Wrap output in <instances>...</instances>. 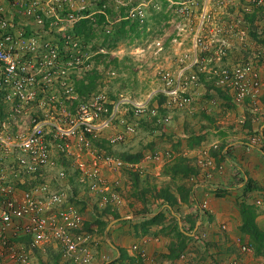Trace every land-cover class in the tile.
<instances>
[{
	"label": "rangeland",
	"instance_id": "rangeland-1",
	"mask_svg": "<svg viewBox=\"0 0 264 264\" xmlns=\"http://www.w3.org/2000/svg\"><path fill=\"white\" fill-rule=\"evenodd\" d=\"M12 1L1 0V3L7 8V16L18 28L26 31L24 36L29 37L26 44L29 49L35 48L33 52L37 55L36 64L42 66L45 71L55 65L69 70V74H62L64 77L53 75L49 81L50 89L57 98H64V86L60 81L67 78L73 85V95L77 96V101H86L92 96L103 94L109 107L120 100L129 102L119 107L114 126L95 141L104 142V145L96 147L105 159L111 157L116 161V168L105 173L112 189L108 199L104 200L103 195L90 191L86 184L81 182L80 172L72 159L56 154V169H65L67 176L63 184L69 186L73 195L71 200L85 215L87 229L96 241L95 255L102 264H172L166 257L169 244L176 236L171 234V229L178 221L182 225L185 223L183 217L180 219L173 216L163 208L165 219L162 224L153 225L148 233H144L143 222L166 202L157 197L156 193L170 183L171 191L180 197L177 191L182 182L191 187V182L193 185L199 183L201 175L208 171L210 166L206 164L207 158L212 159L214 163L217 161L218 164L226 162L225 146L230 142L239 141L238 139H250L259 132L261 122L264 123V103L261 104V113L247 110V103L237 104L234 95L227 94L224 89L213 90L210 86L211 78L208 79L206 73L199 72L192 65L193 57L197 53L209 69L208 61L215 55L218 43L212 41V27L215 26V21L210 24L211 29L201 28L202 33L198 35L204 37L205 42L195 46L200 9L183 12L178 3L180 0H41V6L46 10L52 6L56 7L54 12H57L59 18L46 16L45 28L40 27L39 33H35L38 28L32 25L35 19L23 8L14 7ZM237 3L232 4L233 8H228L230 16L223 11L219 18L227 22L243 18L241 23L248 29V34H258L259 39L264 40V10L247 11L243 6L245 2ZM21 4L22 0L19 5ZM108 7L111 8L112 16H109L105 24L94 23L89 36H79L71 32L81 18H95L97 13ZM87 11L89 14L84 16ZM139 11H142L143 17ZM71 12L78 16L73 26L66 20V15ZM124 14L126 18L138 23L137 30L113 44L116 41V23ZM219 18L216 17V20ZM62 25H66V28H61ZM107 34H110V40L105 39ZM52 40L54 42L51 46L56 48L55 53L52 52L54 48L49 47L47 42ZM214 40L216 41L215 38ZM43 41L46 42L39 44ZM256 41L249 39L245 44L234 41L229 48L230 59L232 54L243 57L246 51L249 52L248 55L256 53L259 49ZM38 45L42 46L38 48ZM16 55L22 61H26L25 57L29 56L24 55L22 51ZM233 60L231 59L232 62ZM51 61L54 62L50 63ZM180 70L183 72L181 75ZM94 73L99 75L96 89L89 95H81L77 82L86 74ZM196 73L199 76L194 79L193 75ZM137 102H146L145 107L137 108ZM6 115H10L9 110ZM13 116L16 119L26 117L21 114ZM248 116L252 118L254 126L250 133L248 128L252 125L245 122ZM115 133L122 137L111 142L109 137ZM262 142L253 147L263 150L264 140ZM138 155L137 160L127 158ZM180 157L186 158L188 164L195 169V173L190 174L186 180H174L167 172L169 166ZM224 164L221 170L227 168L228 171L229 167ZM116 214L122 217L116 220L130 217L127 222L118 220L113 224L128 225V230L124 228L125 232L122 234L119 232L123 228L112 232V225L107 229ZM186 222L190 227L192 221ZM220 231L222 232L204 229L201 234L197 233V236L194 233L193 239L189 241V249L197 263H219L223 257L222 246L227 243L231 244L232 254H239L236 246L238 235L229 236L226 234L227 230L222 227ZM125 236H128V240ZM120 238L126 240L120 242ZM145 239H148V242L157 240L154 242L165 248V252L154 254V262L145 263L136 253L128 251L133 241ZM51 247L49 251L54 248L56 252L52 250L50 259L54 260L55 264H60L57 248L53 244ZM46 248L44 250L47 251ZM113 249H121L120 258H117L119 254L116 256ZM44 250L41 249L40 256L46 257Z\"/></svg>",
	"mask_w": 264,
	"mask_h": 264
},
{
	"label": "built area",
	"instance_id": "built-area-1",
	"mask_svg": "<svg viewBox=\"0 0 264 264\" xmlns=\"http://www.w3.org/2000/svg\"><path fill=\"white\" fill-rule=\"evenodd\" d=\"M235 1L245 2L247 11L264 10V0H180L178 3L183 12L200 9L195 46L205 42L204 37L198 35L202 33L201 28L211 29L210 24L216 23L212 27V41L219 44L215 55L208 61L209 69L197 53L193 57V67L214 79L217 86L231 92L237 104L249 98L253 111L261 113L264 71L260 62L264 59V50L259 46L257 52L247 56L246 60L232 62L229 57V48L234 42L232 38L239 44L253 39L241 23L243 19L227 22L219 18L223 11L229 15V5ZM22 2L20 6V0L12 1L14 7L23 8L35 19L32 23L38 27H35V33H39L40 27L45 28L46 16L59 18L54 12L56 7L46 10L42 8L41 0ZM6 10L0 0V264H33L34 252L45 249L49 244L57 248L60 264H95L96 241L87 229L85 215L71 200L73 195L69 186L63 184L67 176L65 169H56V154L72 159L80 172L81 182L90 191L103 195L104 200L108 199L112 189L105 173L116 168V161L111 157L105 159L95 141L114 126L119 107L129 102L120 100L109 107L103 94L77 101L73 85L67 78L60 81L64 86V98H57L49 81L53 75L64 77L62 74H69V70L55 65L45 71L38 66L37 55L33 52L35 48L27 47L29 37L24 36L26 31L18 28ZM139 13L144 16L142 11ZM66 17L70 26L78 18L72 12ZM61 28H66V25ZM47 42L55 53L56 48L51 46L54 40ZM20 51L29 55L25 57L27 62L17 58L16 53ZM179 72L180 75L183 73L182 70ZM198 76L196 73L193 78ZM145 103L132 104L144 108ZM8 110L10 115H6ZM14 114L26 117L16 119ZM121 137L115 133L109 140L115 142ZM248 140L250 147L258 142L262 144L264 127ZM213 163L207 158L208 166L213 167ZM200 207L208 209V202H201ZM221 227L228 228L226 224ZM237 239L239 254H232L220 260L219 264H241L244 255H255L250 242ZM148 244V239H145L134 242L130 248L147 263L153 260ZM172 264L199 263L189 250ZM252 264H264V258L256 257Z\"/></svg>",
	"mask_w": 264,
	"mask_h": 264
},
{
	"label": "crops",
	"instance_id": "crops-1",
	"mask_svg": "<svg viewBox=\"0 0 264 264\" xmlns=\"http://www.w3.org/2000/svg\"><path fill=\"white\" fill-rule=\"evenodd\" d=\"M237 2L239 1H236L233 5L238 4ZM231 7L233 8V6ZM231 16L235 18L233 14ZM232 39L235 41V38ZM259 46L264 47L261 42H259ZM246 53L244 55L249 54L248 51ZM260 66L264 71V63L260 64ZM238 140L230 142L225 146L226 162L224 163H226L225 167H229L228 171H226L227 168L222 171L221 169L225 164L220 161V164H218L216 161V163H213L214 165L212 164L213 167H209L206 173L203 172L205 174L201 175L199 183L196 182L193 185V182H191L190 186L192 189L187 200L182 201L178 197V202L175 203V212L180 219L183 217V223H185L184 225L187 229L189 227L186 224L188 223L186 220H191L192 222L195 220L197 222L195 228H192V233L196 231V235L197 233L201 234L204 229L222 232L220 231V227L226 224L228 227L226 234L229 236L237 234L238 238L250 242L249 238L243 236L240 230L242 219L240 210L243 203L251 204L255 207L258 225L261 229H264V152L250 147L240 139ZM204 201L208 202V209L203 210L200 205ZM178 224H180L179 221ZM121 228L123 229L119 234L125 232L124 228L128 230V225H125V223L124 225L115 224L112 226L111 231L116 232ZM214 236L213 233L212 237ZM125 237L128 240V236ZM119 240L121 242L126 239L120 238ZM154 241L156 242L157 240L149 242L148 245V251L152 259L155 253L159 251L165 252V248ZM230 245V243H227L222 246L221 250L223 254L221 255L224 258L232 256ZM51 246V244L47 245V251L42 249L46 252V257L40 256L42 254L41 250H36L33 255V264H55L54 260H51L50 257L53 251L56 252V249L54 250L53 248V251H49L52 248ZM114 251L117 256L118 251ZM128 251L131 252L130 249ZM223 257L222 259H224ZM256 257L264 258V256L256 255V253L255 255L249 253L243 256L241 264H252ZM152 262H154V259ZM95 264H102L98 256L95 257ZM105 264H108V262H105Z\"/></svg>",
	"mask_w": 264,
	"mask_h": 264
},
{
	"label": "trees",
	"instance_id": "trees-1",
	"mask_svg": "<svg viewBox=\"0 0 264 264\" xmlns=\"http://www.w3.org/2000/svg\"><path fill=\"white\" fill-rule=\"evenodd\" d=\"M254 12V11H253ZM123 13V12H122ZM88 11L85 12L84 16L88 15ZM111 8L108 7L106 9H103V11H100L97 13V15L94 17H84L81 18L79 21H77L72 28V33L75 35H84V36H89V32H91L93 24L97 23V25L105 24L109 18L112 15ZM138 27V23L135 21H132L129 18H126V15H121L118 23H116V30L114 31V34L116 36V41L113 44H116L119 40L125 39L129 35L132 34V32L136 31ZM253 40H257L256 42H261L264 45V40L261 38L259 39V36H253L250 35ZM110 34H107L106 40H110ZM233 56V55H232ZM235 62L237 61H242L246 60V56L243 58L240 57L239 55H234ZM117 62V59H116ZM202 75L200 76V79H202ZM99 78V75L97 73L94 74H86L85 77L77 82V89L81 95H89L92 93L96 87L97 83L96 80ZM208 79H210L208 77ZM210 86L213 87V90L216 89L217 91L223 90V87H219L215 84L214 79H211L210 81ZM227 94L229 93L231 96L232 94L224 89ZM229 95V96H230ZM229 99V98H228ZM262 100L264 101V96L262 97ZM243 103H247V110H250L253 112V105L252 102L249 98H246ZM250 114V113H247ZM245 122L251 126L253 124L252 118L249 116L246 117ZM251 122V124H250ZM261 126L264 127V123L261 122ZM249 129V133L254 129V126L252 125ZM248 134V133H245ZM248 139H243L241 140L245 144H249ZM96 145L102 146L104 145V142H96ZM264 152L263 150H261ZM225 156V155H224ZM127 158L131 160H137L139 158L138 156H128ZM167 172L171 174L172 178L175 180L176 178L186 180L188 177H190V174L195 173V169L192 168L188 164V160L184 157H180L178 160L174 162L173 165L169 166ZM171 184H167L165 188H161L159 193H156V196L159 198H162L166 202L163 203L162 208H160L157 212L151 214L148 219H146L143 222V227H144V233H148L150 231V227L153 225H160L162 224L163 220L165 219V213L163 212V208L167 209L170 214L173 216H177L174 208H175V203L178 202V196L171 191ZM191 187H187L184 182H182L178 186V193L180 194V198L182 201L187 200V197H189ZM242 219H241V224H240V230L243 236H247L249 238L250 243L254 247L255 253L258 256H264V229H261L260 226L258 225V222L256 220L257 215L255 211V207L251 204H246L243 203L241 205V210H240ZM114 218H122L119 214L114 215ZM129 219H122L119 222H127ZM110 221H108L109 223ZM106 224V226L108 225ZM196 221L194 220L191 222V226L187 229L185 225L183 224L182 226H179L178 222L176 223L175 227L171 229V234L173 233L175 238L173 241L170 242L169 244V252L167 253L166 257L172 262H176L179 256L185 252L189 251V241L193 239V235H191L193 229L196 226ZM121 250V249H120ZM119 251V255L117 258H120L119 256L122 255V251ZM142 261H144L141 258ZM145 262V261H144ZM147 263V262H145ZM214 264H219L215 263Z\"/></svg>",
	"mask_w": 264,
	"mask_h": 264
},
{
	"label": "water",
	"instance_id": "water-1",
	"mask_svg": "<svg viewBox=\"0 0 264 264\" xmlns=\"http://www.w3.org/2000/svg\"><path fill=\"white\" fill-rule=\"evenodd\" d=\"M127 218H130V217H126V219ZM118 220H121V219H114V220H112L110 223H109V225L107 226V229L109 230L110 229V227L114 224V223H116V221H118ZM182 224H181V222H180V226H181ZM194 233H195V231H194ZM194 233H191L192 235H194Z\"/></svg>",
	"mask_w": 264,
	"mask_h": 264
},
{
	"label": "clouds",
	"instance_id": "clouds-1",
	"mask_svg": "<svg viewBox=\"0 0 264 264\" xmlns=\"http://www.w3.org/2000/svg\"><path fill=\"white\" fill-rule=\"evenodd\" d=\"M236 2V1H235ZM234 2V3H235ZM239 2H241V1H239ZM233 3V4H234ZM233 6V5H232ZM244 6V5H243ZM231 7V5L229 6V8ZM253 11H255V10H253ZM258 11H262V10H258ZM229 13V12H228ZM228 16H230V14L228 15ZM243 19V18H242ZM257 43V42H256ZM257 45L259 46V42L257 43ZM262 48H264V47H262ZM233 55V54H232ZM245 56V55H244ZM247 56H249V55H246V57ZM232 60H233V56H232V58H231ZM234 61V60H233ZM262 63H264V59L260 62V64H262ZM264 96V95H263ZM262 102L264 103V101L262 100ZM243 103V102H242ZM240 104V103H239Z\"/></svg>",
	"mask_w": 264,
	"mask_h": 264
}]
</instances>
